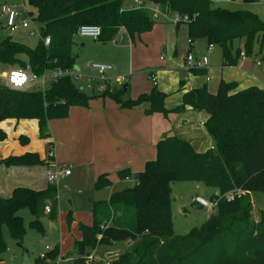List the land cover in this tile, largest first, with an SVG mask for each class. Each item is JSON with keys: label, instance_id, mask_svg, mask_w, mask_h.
Here are the masks:
<instances>
[{"label": "trees", "instance_id": "obj_1", "mask_svg": "<svg viewBox=\"0 0 264 264\" xmlns=\"http://www.w3.org/2000/svg\"><path fill=\"white\" fill-rule=\"evenodd\" d=\"M188 14L189 41L206 38L208 44L222 49L223 66L237 65L245 54L251 55L254 43L264 38V20L246 9L230 10L216 6L214 0H145ZM255 2V0H244ZM41 24L43 40L34 47L8 36L0 43V63L9 69H29L36 77L57 67L73 70L76 54L74 37L83 24L101 28L99 40L108 42L125 30L133 39L149 31L156 21L149 9L126 7L123 0H29ZM33 14V12H32ZM234 43H237L235 47ZM192 73H206L205 68L191 69ZM4 72V71H3ZM45 88L36 85L18 90L0 81V121L8 118L36 119L41 138L49 137V123L68 116L73 105L88 106L92 98L110 97L125 107L146 104L145 112L168 116L188 109L209 114L205 128L212 139V147L198 152L191 142L174 134L159 140L157 155L147 161L144 169L134 175L135 184L114 191L108 200L94 201L93 223H80L82 238L74 241L71 254L80 264L97 246H110L128 241L112 264H264V209L260 217H253L252 194L264 193V88L250 85L239 88L237 81L221 80L212 93L205 84L182 91L180 104L168 108L167 93L154 87L150 93L136 99H125L124 86L106 85L101 92L81 90L70 75L47 82ZM7 133L0 128V140ZM22 142L29 137L21 135ZM53 144L49 142V145ZM48 155L38 152L12 154L0 158V165H50ZM121 179L133 174L130 169L118 172ZM201 182L224 193L242 189L244 194L232 200L221 199L204 224L185 235L174 233L172 213V184ZM107 173L101 174L95 188L111 185ZM51 203V211L45 208ZM58 188L48 184L46 189L17 186L9 197L0 196V264L7 250L3 227L22 240L26 233L21 209L33 214L30 226L44 231L42 219L57 218ZM68 213V223L72 222ZM59 245L38 256L33 264H57Z\"/></svg>", "mask_w": 264, "mask_h": 264}, {"label": "crops", "instance_id": "obj_2", "mask_svg": "<svg viewBox=\"0 0 264 264\" xmlns=\"http://www.w3.org/2000/svg\"><path fill=\"white\" fill-rule=\"evenodd\" d=\"M125 6L132 8L136 7L135 1L129 0L128 4L126 3ZM121 31H123V34H127L125 30L121 29ZM170 32H175L177 36L176 41L173 39L172 42H170ZM128 38L129 43L127 45H129L130 42H134V45L128 49L122 50V54H124L123 57L125 58L124 61L121 53L107 56L100 55L101 53H106V48H100L102 51L95 55L98 61L102 63L114 64V68L111 67L108 76L114 78L118 75H128L124 83H127V90H125L124 96L125 99H136L141 94L150 93L154 87L166 93L179 91L180 81L182 80L184 81L185 89L198 88L206 84L209 91L214 93L217 91L220 81L224 80L223 68L225 66H223V58L221 69L217 68L214 59L212 60L213 63L210 62L209 64L208 62L205 67V77L187 71L188 73L184 76V79L181 78L183 73L179 72V70H187L184 64L188 54L184 56L182 62L179 64V61H176L174 53H178L177 40L180 38L183 44H187V41L189 42V51L194 47V43L189 41L187 24L177 26L174 23L160 19L156 21L151 30L141 35H135L133 39L128 35ZM90 40H93L95 44H99V42L93 38H90ZM136 40H138V42H136ZM114 49L119 50V48ZM126 52H129L127 59L125 55ZM166 52L167 54L170 52L167 57L165 55ZM211 53H213V50L208 54L210 55ZM114 59H117L116 63L113 62ZM245 61L246 55L242 56L240 65H244ZM87 63L83 65L89 67L94 62ZM83 71L84 73L82 74L84 75L93 74L88 68ZM146 71L149 74L147 75L148 77H146ZM152 73L157 78L156 84H154L151 78ZM147 78H149L152 83H149ZM237 82L239 83V88L250 85H258L264 88V85L260 84H242L238 80ZM111 86L118 87L114 83ZM101 91L103 90L96 87L92 92L98 93ZM146 107V104L136 107H125L114 99L103 96L92 98L88 106H71L68 116L53 119L49 123V130L47 131L49 137L47 139L54 145L53 157L55 162L71 164L72 172L67 176L74 175L76 178L84 181L86 183L85 185L88 187H95L96 180L103 173L108 174L112 181L111 186H113L122 180L118 175L120 170L130 169L132 174L135 175L137 172L144 169L147 161L155 159L157 155L156 145L159 140L166 136L177 134L191 142L192 146L198 152H205L212 147V139L205 128V122L209 117L207 112H197L188 109L183 113H170L168 116H165L159 112L147 114L145 112ZM9 119L11 121L6 123ZM13 120H15V123ZM26 120H35L38 126V121L36 119L16 120L8 118L0 121V128L7 133L3 125L11 126L15 124L16 128L19 126V130L22 131L25 127V122H27ZM25 152L34 151L28 150L26 146L21 148L15 147V145H11L9 142L5 141V139L0 140V158L12 154H23ZM40 156L46 158L41 154ZM48 166L7 167L1 164L0 196L9 197L17 186L46 189L49 184L47 179ZM67 176L62 178H66ZM214 191L216 190L213 189V192ZM113 192H109L105 197L109 199ZM197 195L202 194L197 193ZM98 198L99 199L96 201L107 199ZM94 201L95 200L90 199L92 205L87 211L82 210V208H78V210L71 209L73 221L70 226L67 225L66 212L62 208L59 209L58 202L59 212L57 211V220L60 224L61 240L57 243L60 252L57 264H80L76 261L75 256L71 254V251L74 241L82 238L80 223L85 225H92L93 223L92 210ZM193 203L201 207L195 201H193ZM81 212H86L84 217L81 216ZM52 224L55 226L54 222H52ZM57 244L51 248H54ZM114 246H116V244L112 247L114 248ZM96 249L97 248H95L94 251ZM122 249L125 248H116L115 255L108 249L105 252L108 256L97 254V252H91L96 259L90 263L86 260L85 264H102V262L106 260L113 261L123 251ZM4 255L6 259H3L2 264H33L35 259L40 256L36 255L34 258H30L25 257V255L16 254L14 251Z\"/></svg>", "mask_w": 264, "mask_h": 264}, {"label": "rangeland", "instance_id": "obj_3", "mask_svg": "<svg viewBox=\"0 0 264 264\" xmlns=\"http://www.w3.org/2000/svg\"><path fill=\"white\" fill-rule=\"evenodd\" d=\"M124 4H128L129 0H123ZM24 2L25 9L32 11L34 17L37 16L36 10L30 5L29 0H0V43L7 38L8 36H11L14 40L24 43L28 45L29 47L34 48L40 41L41 37L40 35L33 34L31 35L29 31L25 28H19L15 31H11L6 24V16H2L1 12V5L3 4H9V5H15L17 7H21ZM216 6H221L230 10H237V9H246L251 10L257 14L264 20V0H255V2H245L244 0H220L219 2L215 3ZM36 27L38 29L41 27V24L38 20L35 22ZM123 36V31H119L117 33L115 40H110L108 42H103L101 40H97L99 44H95L93 40H90L88 37H82L78 34L74 37V46L73 51L76 54V63L73 68V72L75 73H84V69H89L91 73H95L93 68L91 66L85 67L83 64H86L87 62H97L102 63L98 61L95 55L99 54L103 49L106 48V53H101L100 55H117L122 54L123 49H128L132 45H134V42H130L129 45H123L121 44ZM170 42L174 39L176 41L177 36L175 32H170ZM181 39V38H180ZM177 40V47H178V53H174L176 57V61L182 62V59L187 54H191L192 56H203L208 55L209 64L210 62L213 63L216 61V65L218 69H221L222 67V49L219 45L213 44V53L210 55L208 54V40L206 38H199L194 42V47L189 51V42L187 41V44L181 43V41ZM131 41V40H130ZM138 42V40H136ZM243 42H241L240 47L242 48L243 52L242 55H246L244 52V46ZM235 47H237V43H234ZM239 46V45H238ZM101 48V49H100ZM114 48H119V50H116ZM114 49V50H112ZM114 53H113V52ZM170 54V52H168ZM167 52L165 53L167 57ZM126 59L127 56H129V52L125 53ZM123 57V61H124ZM117 59H114L113 62L116 63ZM242 62V57L240 58L237 65L234 66H225L223 68V78L226 81L230 80H238L242 84H260L264 85V38L260 37L259 40H256L254 43V50L251 55H246V61L244 65H240ZM87 63V64H89ZM107 64V63H106ZM110 65V64H109ZM114 64L112 63L110 66L114 68ZM173 66V65H172ZM180 66V65H179ZM10 69L0 63V81L4 82V77L2 76L3 71H9ZM187 71L190 70H179V72L183 73V76L181 77L184 79V76L188 73ZM51 74V71H48V75ZM146 77L148 72L146 71ZM196 74V73H195ZM196 75H200L205 77L206 73H198ZM149 83H152L149 78H147ZM78 86L82 88V83L77 82ZM156 84V82H154ZM48 85V83H47ZM37 86V85H36ZM39 87V86H37ZM85 92L92 93L91 90H84ZM182 99V93L181 91H174V92H167V98L165 100V105L167 107H175L176 105L180 104ZM205 111V110H201ZM198 112V111H197ZM207 112V111H205ZM11 121L10 119L7 120L6 123H9ZM25 127L22 131L19 130V126L16 128V125L13 124L11 126L3 125L5 130L7 131V137L5 141L9 142L11 145H15V147H25L28 148V150L38 152L44 157H47L49 152V139L47 138H41L38 126L35 122V120H26ZM30 121V122H29ZM32 121V122H31ZM34 121V122H33ZM15 123V120H13ZM11 123V122H10ZM27 135L29 137L28 143H23L19 136ZM86 183L82 181L81 179L76 178L73 176H67L66 178H60L56 182V187L58 188L59 192V209H63L66 214V221L68 223V213L72 210H78V208H82V210H88V208L92 205V202H90V199L97 200L98 197L101 198H107V194L109 192H113L116 190H121L127 186H133L135 184L134 175L130 177V179H122L119 183L114 184L113 186L108 185L105 187H102L100 189H96L95 187H88L85 185ZM101 191V192H98ZM197 193L202 194L203 197L209 199L214 194L213 188L209 187L201 182H192V181H179L174 182L172 184V213L174 218V233L176 235H185L189 232H191L195 228L201 227L204 222L207 220V218L210 216L212 212H214V209L210 210L208 208H202V207H196L193 204V197L197 195ZM252 199L254 200V211H253V217L255 220H258L260 217V210L264 209V193L260 195H254L252 194ZM62 206V207H61ZM58 209V212H59ZM23 218L24 223L26 226V233L22 240H17L13 238V236L10 234V231L7 226L3 227V235L7 243V250L4 254H9L12 251H14L16 254L19 255H25V257L34 258L36 255H41L45 253L48 247H53L55 244L60 242L61 240V232H60V224L57 220V218L52 220L47 215L43 217V227L44 231L41 232L40 230H37L36 228L30 226V221L33 219V214L30 209L23 208L19 212ZM83 214V215H82ZM86 212H81V216L84 217ZM73 221V219H72ZM52 222L55 223V226L52 224ZM72 223V222H71ZM71 223L67 224L68 226L71 225ZM128 241L119 242L116 244V246L108 247V246H97L96 250H92V252L97 254H103L104 256H108L105 254L106 250L110 249L116 254L115 249L116 248H126V245L128 244ZM125 250V249H122ZM4 258L6 259V256L4 255ZM59 259V256L57 258V261Z\"/></svg>", "mask_w": 264, "mask_h": 264}, {"label": "built area", "instance_id": "obj_4", "mask_svg": "<svg viewBox=\"0 0 264 264\" xmlns=\"http://www.w3.org/2000/svg\"><path fill=\"white\" fill-rule=\"evenodd\" d=\"M135 6L138 8H146L150 10L152 19L158 21L164 19L174 24L187 23L190 21L188 14H182L177 11H170L168 8H163L161 5L145 1V0H134ZM220 0H214V2H219ZM21 7L15 5L3 4L1 5L2 16H6L7 27L11 31H15L19 28H25L29 31L31 35L39 34L45 45H49L51 42V37L43 36L41 27L38 29L36 27V19L31 11L25 9L24 2ZM82 37H90L95 40H98L101 36V28L96 24H83L81 25L77 33ZM113 40L116 41V38ZM213 50V44L208 45V53ZM244 56V55H242ZM209 62L208 55H203L200 57L192 56L188 54L185 59L184 67L188 70L205 68ZM91 67L94 70V74L84 75L82 73H74L73 70H65L61 67H57L51 70V74L48 75V71L43 74L41 77H36L29 69L22 68H13L9 71L2 72L4 81L11 88L24 90L30 89L35 85L45 88L47 82L56 80L62 76L70 75L74 81L82 83L81 90H91L94 91L96 87H99L101 90H104L106 85H112L113 83L118 87L124 85L128 75H118L116 77L108 76V72L111 70V66L106 63H92ZM151 78L154 82L157 81V78L151 74ZM54 145H49L48 157L50 160V165L48 166L47 179L50 184H56L60 178L70 175L72 172V165L68 163H59L54 160ZM245 191L242 189H233L227 192H220L219 190L214 191V194L211 198L207 199L202 195H197L194 197V201L198 203L202 208H208L210 210L214 209L221 199L232 200L236 196L244 194ZM51 211V203L48 202V205L45 208V212L49 213ZM51 247L47 248V251L51 250ZM45 253L41 254V257H44ZM95 256L89 254L86 257V260L90 263L95 261ZM102 264H112V261L106 260Z\"/></svg>", "mask_w": 264, "mask_h": 264}, {"label": "water", "instance_id": "obj_5", "mask_svg": "<svg viewBox=\"0 0 264 264\" xmlns=\"http://www.w3.org/2000/svg\"><path fill=\"white\" fill-rule=\"evenodd\" d=\"M128 43H129L128 35L126 33H124L122 36L121 44L127 45ZM124 90H127V83L124 84ZM193 204H194V206L199 207L195 203H193Z\"/></svg>", "mask_w": 264, "mask_h": 264}]
</instances>
